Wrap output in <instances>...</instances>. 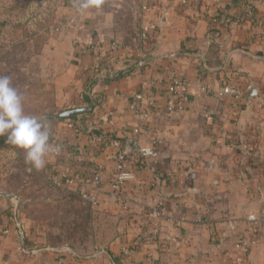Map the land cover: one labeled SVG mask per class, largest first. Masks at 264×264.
Wrapping results in <instances>:
<instances>
[{
    "label": "crops",
    "instance_id": "obj_1",
    "mask_svg": "<svg viewBox=\"0 0 264 264\" xmlns=\"http://www.w3.org/2000/svg\"><path fill=\"white\" fill-rule=\"evenodd\" d=\"M183 1L148 0L150 9L141 13L142 23L158 25V41L150 49L151 62L126 78L104 81L106 70L97 71L102 60L110 69L125 70L136 55L130 47L99 53L117 39L111 12L99 17L95 8L87 10L70 30L57 31L45 45L43 52L60 68L53 80L58 107H86V81L100 79L92 91L93 112L71 120L73 127L67 120L61 122L65 129L60 136L83 148L82 162L64 154L49 155L46 169L82 170L78 190L88 191L95 167L103 165L106 171L95 209L115 221L116 237L101 247L104 254L98 257L93 256L94 249L82 253L67 245H51L20 205L16 228L3 235L15 196L0 189V264H118L124 245L133 247L134 264L152 259L161 264H264V227L250 250L235 248L249 237L248 216L264 204L249 172L255 167L264 171V0ZM216 14L220 22L213 24ZM181 50L189 54L178 56ZM171 74L192 83L184 111L173 115L166 111L163 82ZM233 81L251 87L243 101L217 96ZM150 86L159 110L142 127V134L135 135L136 122L128 107L134 95ZM81 122L127 141L124 148L133 153L135 175L125 189L129 209L111 197L116 150L95 145ZM128 142H134L132 149ZM140 145L155 147L158 158L138 159L133 149ZM210 166L213 171L208 172ZM247 170V177L241 174ZM155 230L159 236L152 241Z\"/></svg>",
    "mask_w": 264,
    "mask_h": 264
},
{
    "label": "rangeland",
    "instance_id": "obj_2",
    "mask_svg": "<svg viewBox=\"0 0 264 264\" xmlns=\"http://www.w3.org/2000/svg\"><path fill=\"white\" fill-rule=\"evenodd\" d=\"M73 1L75 0H22L16 3V0H11L0 8V21L8 23L7 26L0 27V38L8 41L12 31L18 30V26H14L15 21H19L34 33L43 32L41 29L43 22L40 24L41 19H44L43 14L55 9L56 19L59 22L52 28L50 40L57 31L63 30L72 18H77L81 14L75 8L72 9ZM10 7L13 9L9 10ZM95 11L99 13V17L107 12L114 14L115 38L127 42L139 34L142 26L139 0H103L101 7L95 8ZM70 29L66 28L64 31ZM49 40L41 46L39 38H36L34 42L36 45L21 44L17 50H11L10 53L8 52L11 56L10 61L0 60V71L2 75L12 79L13 86L23 96L26 114L56 118L61 112L78 107L57 106L53 80L60 68L55 64L52 55L43 52ZM131 46L137 51V44ZM48 117H44L43 120L50 130V143H52L62 136L65 127L59 122L50 121ZM18 151L19 156L12 151L0 149V189L17 197L25 217L40 227L48 243L57 244L56 237L66 233L62 227V223L67 222L63 216V211L66 209L63 205L65 194L48 186L47 178L50 171H47L46 166L41 170L32 168L25 163L24 153ZM116 232L115 221L98 214L87 235H78L75 238L63 236V239L69 246L86 253L96 247L108 246L114 241Z\"/></svg>",
    "mask_w": 264,
    "mask_h": 264
},
{
    "label": "built area",
    "instance_id": "obj_3",
    "mask_svg": "<svg viewBox=\"0 0 264 264\" xmlns=\"http://www.w3.org/2000/svg\"><path fill=\"white\" fill-rule=\"evenodd\" d=\"M141 3L142 13L147 12L150 9L148 0H139ZM183 4H187L184 0ZM76 17L72 18L64 27V29L72 28L75 25ZM220 22L219 14L214 16L212 23L218 24ZM59 28H57L58 30ZM158 41V25L155 23H142L139 32V42L137 45L136 55L133 57L132 64H137L138 66L144 65L145 61L149 57L150 49L156 46ZM127 48L124 47L123 41L120 39L114 40L109 44L107 50L105 48H100L99 53L111 52L115 53L116 50ZM131 49V47L129 48ZM100 60V56H98ZM114 58L111 57V61ZM163 82L166 84L165 100H166V111L168 114L173 115L176 113H181L184 111L186 104L189 102L190 92L192 89V83L176 74L168 75L164 78ZM251 87L243 88L242 85L233 81L227 84L221 91L218 92L217 96L219 98L225 96H231L236 102L243 101L246 94L250 92ZM205 92L206 88H202ZM128 110L132 115L136 126L134 129L135 135L142 134V127L151 122L157 111L159 110L158 102L155 99L154 87L150 86L144 91L134 95L130 101ZM206 119L210 118L209 113L205 115ZM67 124L73 127V122L67 120ZM93 127L96 125L95 122L92 123ZM94 129V128H92ZM92 142L97 146H107L116 150V167L111 176V197L115 201L116 205L123 207L124 209L130 208V200L125 196V189L127 184L135 179V175L131 170V160L133 153L124 148L122 143L116 139L103 138L99 136H94L91 138ZM54 147L59 146L60 151L57 153L55 151L51 152L54 158H60L63 154L67 155V159L73 162H82L83 148L76 142H67L64 138L58 137L51 143ZM147 153V154H146ZM138 159L142 160H152L157 159L159 156L158 150L153 146L140 145L134 154ZM256 169H251L250 171H242L241 174L247 177V172L249 171L252 175L253 187L260 194V197L264 201V171ZM105 167L103 165H98L94 169V175L92 177L91 185L92 189L88 191H80L78 187L83 181L84 175L83 171L80 169H60L53 168L48 174V181L51 185L56 188H67L73 191L76 195L80 196L83 200L89 202L93 208L99 204L101 187L103 184V178L105 174ZM213 171V167L208 168V172ZM193 178V177H192ZM215 185L218 182L214 183ZM15 204L13 209V214L9 219V224H6L2 229L3 235H9L10 232L16 228L18 223V216L20 213L19 200L14 197ZM161 211L164 213L166 207L162 204ZM247 227L249 230V237L244 241H240L236 244L235 248L238 251L247 252L256 245L260 239L262 228L264 227V204L257 214H251L247 218ZM159 236V231L155 230L151 240L155 241ZM20 239L23 235L20 234ZM104 254L102 248H97L94 252V257H98ZM133 247L131 245H124L120 251V259L118 264H134L132 262ZM88 264H96L95 262H90ZM137 264V263H135ZM140 264V263H138ZM145 264H161L157 260H149Z\"/></svg>",
    "mask_w": 264,
    "mask_h": 264
},
{
    "label": "trees",
    "instance_id": "obj_4",
    "mask_svg": "<svg viewBox=\"0 0 264 264\" xmlns=\"http://www.w3.org/2000/svg\"><path fill=\"white\" fill-rule=\"evenodd\" d=\"M16 3L21 2L22 0H16ZM11 0H0V8L5 5L10 3ZM74 4L75 1L72 2L71 6L72 9H74ZM9 10L13 9V7L8 8ZM44 19H41L40 24L43 22V24L41 25V29L43 30V32H40L39 34L34 33L33 31H31L29 28L25 27V25L20 24L19 21H15L14 26H18V30H16L15 32L12 31L11 35L9 36V40H2V38H0V60H11V56H10V51L12 50H17L18 47H20V45H34L36 42V38H39V42L41 46H44V44L49 40L50 38V33L52 28L58 24V20L56 19V11L55 9H50L47 12H45L43 14ZM7 22L0 21V27H5L7 26ZM62 24V22H61ZM140 32V31H139ZM139 42V34H137V36H134L132 38V40L130 39L129 41L127 40L123 42L124 47H131L132 48V44H137L138 45ZM130 43V44H129ZM36 45V44H35ZM9 52V53H8ZM185 54H189V52H186L185 50H181L178 53V56H183ZM150 57L147 58L146 61H149ZM145 61V62H146ZM147 66V64L142 65V67ZM141 66H138L137 64H130L125 70L122 71H117V70H113L110 69L107 65V63H105V61H101L99 62V64L97 65V71L101 73V70L105 69L107 74L104 81H113V80H117V79H122V78H126L128 76H130L131 74H133L137 69L142 68ZM1 68V67H0ZM206 69V68H205ZM1 70V69H0ZM99 73V74H100ZM0 76H2V73L0 71ZM99 78V77H98ZM98 78H90L86 81L85 84V93H84V102L87 105L86 107H78V108H84L85 110L83 112L74 114L72 116H70L69 118H54L51 116H37L39 117L44 123L45 121L43 120V118H49L50 121H55V122H63L65 120H73V121H79V119H81L80 117H84L87 114H90L93 112L96 102L93 100L92 98V91L94 89V87L99 83L100 79ZM77 108V109H78ZM82 123V122H81ZM83 125V130L87 131L88 135L90 136V138L94 137V136H99V137H103V138H112V139H116L118 140L116 137L114 136H108V135H104L101 134V132L97 131L96 129H90L87 127L86 123H82ZM90 129V130H89ZM120 141V140H118ZM122 142L123 147H125V144L127 141H120ZM0 149H4V150H8V151H12L15 155L19 156V151L17 149H15L12 145L8 144L6 142V137H0ZM47 182H48V186L58 192L64 193V202L63 205H65L66 209H64L63 211V216H65L67 222L62 223V227L66 230L65 234H60L56 237L57 240V244H51V245H55V246H63V245H67L63 239L64 237H68V238H75L78 235H87L88 230L92 229V223L93 221L97 218L98 214L101 215L102 217H108L110 218L107 214L102 213V212H98L96 211L95 208H93L91 206V204L85 200H83L80 196L76 195L73 191L67 189V188H56L53 185H51L48 181L47 178ZM70 248L79 251L78 249L69 246ZM97 248H101V247H96L94 249V252L96 251ZM93 250V249H92ZM90 250V251H92ZM89 252V251H87Z\"/></svg>",
    "mask_w": 264,
    "mask_h": 264
},
{
    "label": "clouds",
    "instance_id": "obj_5",
    "mask_svg": "<svg viewBox=\"0 0 264 264\" xmlns=\"http://www.w3.org/2000/svg\"><path fill=\"white\" fill-rule=\"evenodd\" d=\"M102 3L103 0H75L74 7L83 14L89 9L100 8ZM0 137H6L8 144L22 151L25 163L36 170L46 166L51 152L60 151L59 146L50 143L46 123L25 113L24 98L7 75L0 76Z\"/></svg>",
    "mask_w": 264,
    "mask_h": 264
},
{
    "label": "water",
    "instance_id": "obj_6",
    "mask_svg": "<svg viewBox=\"0 0 264 264\" xmlns=\"http://www.w3.org/2000/svg\"><path fill=\"white\" fill-rule=\"evenodd\" d=\"M149 62H151V60L146 61L144 64H148ZM85 109L84 108H78V109H72V110H67L64 112H61L60 114L56 115V118H69L70 116L83 112ZM132 145L134 146V142H128L127 144V148H131L132 149ZM134 151H136V149H133Z\"/></svg>",
    "mask_w": 264,
    "mask_h": 264
}]
</instances>
